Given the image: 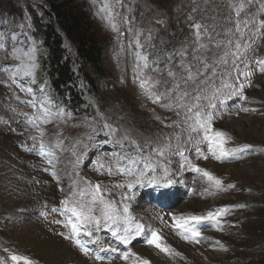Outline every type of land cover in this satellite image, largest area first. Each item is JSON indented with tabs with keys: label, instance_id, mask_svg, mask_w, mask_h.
<instances>
[{
	"label": "rangeland",
	"instance_id": "374dc122",
	"mask_svg": "<svg viewBox=\"0 0 264 264\" xmlns=\"http://www.w3.org/2000/svg\"><path fill=\"white\" fill-rule=\"evenodd\" d=\"M73 2L90 14L106 72L94 94L80 81L78 108L49 81L39 30L47 0H0V159L14 166L0 165V264H26L13 255L31 264H156L154 255L170 264H264V0ZM63 47L75 55L67 39ZM194 103L200 108L189 112ZM198 110L213 114L211 131L226 133L224 147L237 153L217 160L209 152L204 130H192ZM141 171L143 183L128 188ZM152 177L160 184L148 183ZM96 184L115 223L105 220L104 205L91 203L87 190ZM65 199L89 204L99 226L73 232ZM226 205L237 207L215 221L189 222L199 237L173 227V215L207 216ZM10 207L24 221L5 216ZM152 231L181 255L149 245ZM203 231L211 234L207 252L197 246ZM129 249L136 256L124 259Z\"/></svg>",
	"mask_w": 264,
	"mask_h": 264
},
{
	"label": "trees",
	"instance_id": "16d2710c",
	"mask_svg": "<svg viewBox=\"0 0 264 264\" xmlns=\"http://www.w3.org/2000/svg\"><path fill=\"white\" fill-rule=\"evenodd\" d=\"M47 21L40 24V33L46 46L49 81L56 93L68 91L69 101L75 107L83 103L82 81L87 91H98V80L106 77L102 47L98 41L87 9L73 0H47ZM67 39L75 49L69 55L63 47ZM76 63L77 72L72 65Z\"/></svg>",
	"mask_w": 264,
	"mask_h": 264
},
{
	"label": "snow or ice",
	"instance_id": "6c2138e0",
	"mask_svg": "<svg viewBox=\"0 0 264 264\" xmlns=\"http://www.w3.org/2000/svg\"><path fill=\"white\" fill-rule=\"evenodd\" d=\"M260 23H261V25H264V21H260ZM0 47H3V45L0 44ZM32 59L34 60L35 58L32 57ZM261 63H264V62H261ZM32 67L34 68L35 65L33 64ZM242 75L248 76V75H250V73H244ZM140 86H141V88H144L145 82L142 81ZM243 88H244V84H240L239 90L236 94H238L239 92H242ZM41 90H43V89H41ZM28 91H32V90L28 89ZM183 95L187 96L188 94L184 93ZM157 99H159V97H157ZM194 99L196 101H199L201 99V97H200V95H196ZM29 103H31L33 105V107H36L35 102L29 101ZM40 107L43 109L45 106L43 104H41ZM208 107H215V105L210 103L208 105ZM199 108H200V105L198 103H194L188 108V111L192 112L193 109H199ZM245 111H247V109H245ZM48 115L50 116L51 112H49ZM194 116H195V125L196 126L193 127L192 130L196 131L197 128L204 130L205 139L208 141V150L217 160H220L222 158L232 157L235 153H237L238 149H236V148L227 149L224 147V143H225L224 138L226 137V133H224L223 131H211V121L213 119V114L211 112H204L202 110H198V111H195ZM189 118H191V117H189ZM34 123H35V121H34ZM43 123H45V124L51 123V120H49L46 116L43 119ZM36 126H37V130L40 132V135L42 138L44 135V131H43V129H41L39 127L38 124ZM210 131H211V135L208 134ZM40 147H41V149L44 148L43 142H41ZM250 147H251V145H244L243 146L244 149H247ZM159 155L163 156L164 155L163 151H160ZM201 156L204 159H207L206 156H203V153H201ZM192 167L194 168V170L197 173H202V175L204 177H206L217 189L221 188L222 181L218 177H216L213 173H211L210 171H207L206 169L201 168L197 165H193ZM145 168L155 170L153 165H151V164L145 165ZM128 174L132 175V173L130 171ZM164 175L165 176L168 175L167 170H165ZM144 176H145V172L141 171L139 173L138 177H136L132 182H129L127 184V187L132 188L134 185L142 184L143 180L141 179V177H144ZM148 183L153 184V185H159L160 180L156 177H152V179L149 180ZM171 183H172V181L169 179L168 184H171ZM120 187H124V185H120ZM232 187H234V185H231V184L228 185V188H232ZM87 191H89L91 194V203L92 204H95L97 201H99L102 205H104L103 216H104L105 220H112L113 223H115L116 219L114 218V213L112 211H110L111 204H110V202H107L103 199V197L101 195V189H100L99 184L91 186ZM84 194L85 193L83 191L80 192L81 197H83ZM61 203L64 205L66 210L69 213H71V216L68 219L67 223L71 226V229L73 232H80L88 224H95V225L99 226L100 220H99V218L92 215V208L89 204H85L82 200L79 204H77L75 202L70 204L68 199L61 201ZM230 207H237V205L222 206L221 208L217 209L215 212L209 211L207 213V216H197V215L183 216V215H181V216L177 217V216L173 215V217H172V219L174 221L173 227L177 228V229H181L184 232H191L193 237H199L201 235V233L199 231L191 228V227H188L189 222L199 223L200 221H203L206 219H210V220L215 221V220H217V218L222 213H225ZM239 207H244V205H239ZM128 212H129V208L127 205H125L123 208V214H124V219L126 221L131 219V217H129L127 215ZM142 230H143V225H137V235H139L142 232ZM125 231H127V229H125ZM85 234L88 236H92L93 233L91 231H88ZM115 234L116 233L113 232V235H115ZM184 238L187 239L188 237L185 236ZM121 239L123 240L124 243H126V244L129 243V240L127 237H121ZM146 242L149 245L156 247L160 251L165 252L166 254L171 255L173 252H175V250L172 249L171 246L168 245L164 241L163 237L160 236L156 231H152L150 237L147 239ZM77 243H79V241H77ZM84 250L87 251L86 249H84ZM129 255L136 256V253L131 252V249H129L128 251H126L124 253L123 258L128 259ZM175 255L179 256L181 254L179 252H175ZM12 260H14V261L25 260L26 264H31V261H28L26 257H18L16 255H13ZM142 264H150V261L145 259L142 261Z\"/></svg>",
	"mask_w": 264,
	"mask_h": 264
},
{
	"label": "bare ground",
	"instance_id": "6f19581e",
	"mask_svg": "<svg viewBox=\"0 0 264 264\" xmlns=\"http://www.w3.org/2000/svg\"><path fill=\"white\" fill-rule=\"evenodd\" d=\"M5 156V155H4ZM5 159V158H4ZM6 163V165H4ZM0 165L1 166H6V167H8L9 168V170H13V167L14 166H11L10 164H7V161L6 160H4V161H2V159H0ZM4 166H3V168H4ZM2 168H0V170H1ZM4 171V170H3ZM60 171V170H59ZM9 173H10V171H9ZM61 173V172H60ZM5 174V179H8L9 178V174L7 173H4V172H2V174L1 175H4ZM62 176V175H61ZM13 181V180H12ZM11 182V181H10ZM12 184H14L13 182H12ZM15 204H16V201L14 200V196H13V198H11L10 200H9V206H15ZM4 215L5 216H7V215H9V216H13V217H16V218H20V219H22L23 221H24V219H25V217H24V215H22V214H20L19 213V210H11V207L9 208V210H6L5 212H4ZM176 215H178L179 216V213L178 214H176ZM13 217H11V218H13ZM24 233H25V229H24V231H23ZM204 232V231H203ZM202 238L200 239V241H199V244L197 245L198 246V248H199V250L200 251H202V249H206L205 250V252H207V249H208V247H209V242H210V238H211V234H210V232H208V231H206V232H204V234H202V236H201ZM43 238L45 239V240H48V241H50L51 243H53L48 237H46L45 235H43ZM200 246V247H199ZM202 248V249H201ZM152 256H153V254H152ZM153 259H154V261H155V263L156 264H170L171 262H167V261H165V259L163 258V257H159V256H153Z\"/></svg>",
	"mask_w": 264,
	"mask_h": 264
}]
</instances>
